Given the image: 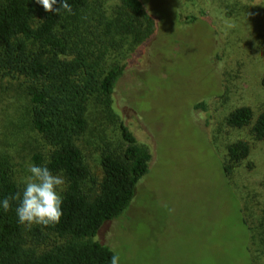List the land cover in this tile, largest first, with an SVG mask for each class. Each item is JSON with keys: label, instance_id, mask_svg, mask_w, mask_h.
I'll use <instances>...</instances> for the list:
<instances>
[{"label": "rangeland", "instance_id": "obj_1", "mask_svg": "<svg viewBox=\"0 0 264 264\" xmlns=\"http://www.w3.org/2000/svg\"><path fill=\"white\" fill-rule=\"evenodd\" d=\"M141 1L154 33L134 51V36H124L99 54L102 66L125 67L108 104L92 101L81 143L99 178L100 149L120 147L123 122L151 160L129 207L96 239L120 264H264V140L251 124L226 123L236 107L249 106L253 119L264 108V0ZM119 3L89 0L85 13L97 23ZM18 82L0 78V146H17V172L27 181L28 156L43 143ZM200 101L204 109L194 107ZM237 141L249 152L228 178L223 162Z\"/></svg>", "mask_w": 264, "mask_h": 264}, {"label": "trees", "instance_id": "obj_2", "mask_svg": "<svg viewBox=\"0 0 264 264\" xmlns=\"http://www.w3.org/2000/svg\"><path fill=\"white\" fill-rule=\"evenodd\" d=\"M67 2L72 12L56 14L35 0H0V78L19 81L28 100V124L43 143L28 159L65 179L58 189L63 215L55 226L21 225L19 201H12L6 212L0 207V264H110L114 251L96 239L97 232L129 207L137 182L149 170L150 150L123 122L117 126L120 147L106 144L100 149L99 178L92 173L81 140L89 129L92 101L100 98L108 104L125 67L119 61L102 66L99 54L124 36H134V51L154 33L155 21L141 0H120L115 16L97 23L85 13L89 0ZM194 107L204 109L205 102ZM226 123L251 124L252 136L264 140V108L253 119L249 106L236 107ZM248 152L244 141L227 146L223 168L228 178L232 165ZM17 156L16 145L0 146V201L25 187Z\"/></svg>", "mask_w": 264, "mask_h": 264}, {"label": "clouds", "instance_id": "obj_3", "mask_svg": "<svg viewBox=\"0 0 264 264\" xmlns=\"http://www.w3.org/2000/svg\"><path fill=\"white\" fill-rule=\"evenodd\" d=\"M46 12L59 14L61 10L72 12L67 0H61L60 6L54 7L57 0H35ZM31 175L27 178L23 192L0 201V207L6 212L12 206V201H19L16 207L18 222L28 228L34 225L44 227L60 223L63 199L58 189L65 184L62 175H54L46 166L30 165ZM62 190V189H61ZM119 253H114L110 264H120Z\"/></svg>", "mask_w": 264, "mask_h": 264}, {"label": "crops", "instance_id": "obj_4", "mask_svg": "<svg viewBox=\"0 0 264 264\" xmlns=\"http://www.w3.org/2000/svg\"><path fill=\"white\" fill-rule=\"evenodd\" d=\"M259 236L261 237V235L259 234ZM262 238V237H261ZM262 252H264V250H261Z\"/></svg>", "mask_w": 264, "mask_h": 264}]
</instances>
